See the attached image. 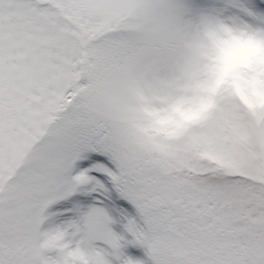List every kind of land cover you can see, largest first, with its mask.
<instances>
[{
  "label": "snow or ice",
  "instance_id": "6c2138e0",
  "mask_svg": "<svg viewBox=\"0 0 264 264\" xmlns=\"http://www.w3.org/2000/svg\"><path fill=\"white\" fill-rule=\"evenodd\" d=\"M0 264H264V0H0Z\"/></svg>",
  "mask_w": 264,
  "mask_h": 264
}]
</instances>
